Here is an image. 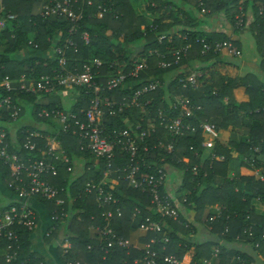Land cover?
<instances>
[{"label":"trees","instance_id":"trees-1","mask_svg":"<svg viewBox=\"0 0 264 264\" xmlns=\"http://www.w3.org/2000/svg\"><path fill=\"white\" fill-rule=\"evenodd\" d=\"M260 1L264 0H114L120 14L117 20L110 17L102 20L84 17L85 19L77 25L76 34L71 37L68 21H42L39 14L33 15L34 0H2L5 13L14 15L16 19L6 21L5 28L0 30V100L9 98L21 109L19 119L27 121L26 125L29 123L27 126H20L17 129L18 134L28 130L47 136L51 132L40 131L35 127V124L49 123L37 117L40 109L50 110L58 107L83 119L94 96L91 89H76L78 96L70 108H65L58 103L44 102L56 94H34L19 90L23 84H36L41 77L51 76L54 71L59 70L53 52L56 47H65L68 70L75 66L79 70L83 63L99 60L102 67L95 79L98 86H103L110 75L122 66L126 65L127 72L134 60L145 59L146 69L141 71L137 78L129 77L117 89L104 90L100 96L102 99L107 98L121 104L123 99L133 97L136 91L150 82H158V88L139 97L138 107L130 106L121 112L115 108L114 116H109L108 110L105 109L102 125L104 134L109 138H113V131H126L131 135L146 132L147 137L141 145L147 146L155 158L145 159V166L140 165L142 173L151 174L168 167L183 174L177 190V199L182 206L179 209V222L164 220L170 242L161 252L162 256H174L181 260L193 247L190 264H200L202 260L209 259L213 247H217L219 254L212 261L213 264H227L231 258V264H240L237 259H240L242 264H250L252 262L243 256L232 257L225 253L220 243H205L200 246L189 244L193 228L183 218L182 213L194 211L196 219L200 220L207 207L224 203L219 216L205 219L204 224L210 233L219 241H244L252 247L257 245L258 250H264V180L261 179V176L264 178V17L257 11ZM87 10L88 14L92 11L89 8ZM247 10L253 12L249 32L260 52V73L240 76L239 68L230 60L232 58L215 52L203 53L202 46L197 41L231 42L239 48V42L232 41L223 33L206 31L203 27L217 17L226 20L236 32H240L246 27ZM238 19L242 21L239 26ZM84 33L89 37L87 45L81 40ZM66 40H72L76 49L67 46ZM185 48L186 55L174 64L172 53ZM139 49L141 52L134 57ZM162 62L171 64L167 68H161L159 65ZM192 73L198 75L196 87L189 84L184 87L181 81ZM6 78L11 82L9 92L1 85ZM239 87L245 89L248 99L237 107L234 91ZM193 94L200 100L199 105L191 101ZM181 99H189L193 105L200 106L201 110L195 111L191 119L183 118L184 111L177 104ZM39 100L43 103L37 104ZM240 112L253 120L247 143H224L220 137L214 141L212 148L203 146L204 123L215 126L217 136H221V132L233 123ZM159 113L169 121L182 118L194 132H186L181 137L172 138L161 125ZM18 120L12 122L4 112H0V130L6 133L8 142H11L8 134L11 128L8 127ZM21 139L20 135L19 142L15 144V151L21 149ZM56 139L71 162L75 158H82L87 165L75 181L72 174L66 173L62 167L59 168V178L51 181L54 186L65 191L70 190L72 196L78 192L80 194L69 208L73 214L72 218L66 224H53L54 231L48 238L45 237L46 242H54L58 230L65 227L68 236L64 239L69 241L71 248L65 254L63 249L62 253L59 250L62 260L77 262L78 254L88 253L97 255L100 264H135V260L142 258L141 250L114 249L104 255L101 250L102 243L88 234L90 227L103 226L100 217L103 209L98 206L94 195L83 193L86 183L101 181V163L95 164L87 152L80 153L77 139L62 134L56 135ZM158 140L164 143L172 142L173 152L167 155L160 152L156 147ZM36 142L38 148L43 150L45 140L37 139ZM1 146L0 141V148ZM254 148L260 150L258 155L253 152ZM232 150L251 171V175L238 179L229 178L227 170ZM9 152L12 153L11 147ZM115 154L114 166L123 167L127 158L119 150H116ZM19 156L40 159L41 154L30 155L28 151L21 150ZM193 167L197 169L195 175L192 174ZM255 169L258 170L257 175L253 172ZM9 181V169L0 161V207L8 208L14 204L15 196L8 189ZM118 181L114 187H104L110 190L113 198L117 200L116 206L105 208L111 211L116 208L121 210L122 216L113 219L112 228L118 237L127 239L129 233L135 231L144 218L151 216L158 220L159 217L152 212L147 195L138 189L130 188L122 179ZM164 184L160 192L167 196ZM35 203L46 207L49 213L53 210L51 204L40 199ZM135 209L139 210V214L133 217ZM13 231L19 238L17 257L7 263L4 257L6 249L2 248L0 264H44L41 258L30 251L29 237L32 232L21 227H15ZM154 236L156 235L146 234L142 242L147 243L148 239ZM5 246L4 244L2 247Z\"/></svg>","mask_w":264,"mask_h":264},{"label":"built area","instance_id":"built-area-1","mask_svg":"<svg viewBox=\"0 0 264 264\" xmlns=\"http://www.w3.org/2000/svg\"><path fill=\"white\" fill-rule=\"evenodd\" d=\"M87 8L92 9L91 13L88 14ZM257 11L260 16L264 17V1H260L257 4ZM38 14L42 21H68L70 23L69 34L71 37L76 34L78 23L87 17H92L96 20L110 17L117 20L120 16L114 0H43L41 11ZM15 19L16 17L14 15L5 13L2 0H0V30L5 28L6 21H13ZM241 23V19H238L237 25L239 26ZM162 39L163 37L160 38V40ZM81 40L87 45L89 42L88 35L86 33L82 34ZM197 42L202 46L203 53L215 52L222 55L225 54L228 58L233 59L242 56L241 50L231 42L206 43L205 40H198ZM66 44L76 49V44L72 40H66ZM64 48L56 47L53 51L56 55L58 71H54L51 76L41 77L40 81L36 84L30 82L29 86H21L19 90L34 94L44 93L59 96H63L69 93V90H72L73 94L78 96L76 89L84 88L93 90L94 96L90 101L89 108L85 112L83 119L70 111H62L58 107L50 110L40 109L37 117L49 123L39 124V128L35 127L40 131L47 130L51 132L47 136H43L37 131L28 130L18 134V128L15 132H12L11 127L8 132L11 137V142H8L6 140V133L0 130V141L2 144L0 148V161L3 166L9 169L10 181L8 183V189L15 196L13 205L8 208L0 207V252L2 248L6 249V253L4 254L5 261L9 263L17 257L19 238L13 229L15 227H21L30 232L36 229L39 214L32 203L37 199L49 203L53 207V210L49 213L51 227L46 231L44 237L48 238L52 234L54 231L53 224H66L73 216L69 208L76 201L80 193H75V196H72L70 190L65 191L63 188L54 186L51 184V181L59 178L60 167L65 168L66 173L72 174L74 177L73 181L77 180L85 169L86 161L79 158L84 164L80 174L75 176L76 170L74 169L73 161H70L62 149L61 143L56 139V135L62 134L77 139L79 152H87L93 158L95 164L100 162L102 165L103 173L101 181L99 183H86L83 193L94 195L98 206L103 209L100 214L103 226L101 228H89L91 236L97 242L102 243L101 250L103 254L106 255L114 249L129 250L136 248L128 239L118 237L112 228L113 219L115 217L121 218V210L116 208L114 211H111L105 208L116 206L117 200L113 198L112 192L104 187L107 185L114 187L118 184V180L122 179L130 188L138 189L141 193L147 195L152 212L159 217L158 220H154L151 216L146 217L138 225L137 229L141 233H151L156 236L148 239L147 244L142 248V258L134 261L135 264H185L182 260H178L174 256H162L161 254L170 242L169 236L166 233L167 227L164 220L179 222L181 203H176L160 192V188L166 179V167L153 171L151 174L141 172L140 165L142 167L145 166V159L155 158L148 151L147 146L141 145L147 137L146 132L142 131L138 135H131L126 131H113V138H109L104 134L102 125L103 119L105 118V109L108 110L109 116H114L116 113L115 108H117L118 112H121L124 108L130 106L138 107L137 100L139 97L158 88V82H150L136 91L133 97L123 99L121 104L107 98L102 99L100 96V93L104 90L113 91L117 89L129 77L137 78L138 74L146 69V60H134L131 68L127 72H125L128 69L126 65L122 66L110 75L103 86H98L95 83V79L99 75L102 63L96 59L83 63L79 70L76 66L68 70ZM186 51L187 48L173 52V63L177 64L186 55ZM170 64L162 62L159 66L161 68H167ZM197 77L198 75L196 73H192L181 82L184 84V87L186 84H189L191 87H196ZM1 85L6 91H11V82L7 78ZM177 104L184 111L183 118L191 119L194 117L195 111L198 112L201 110L200 106L193 105L189 99H181L177 101ZM0 112H4L7 118L15 122L19 119L21 109L9 98H4L0 100ZM159 118L162 120L161 125L164 130L172 138L181 137L186 132H194V129L189 124L184 123L180 117L169 121L163 118L162 113H159ZM27 125L25 124V126ZM204 134H207L210 138H204L203 146L210 149L214 141L218 138L215 126L204 123L202 125V135ZM20 135L22 136V147L18 151H15V144L19 142ZM37 139L45 140L43 150L38 148ZM120 139L124 141H120ZM156 144L158 150L166 155L172 153L174 150V144L172 142L164 143L158 140ZM10 147L12 153L9 152ZM21 150L28 151L30 155L33 153L41 154V157L40 159L22 158L19 156ZM116 150H119L127 158V163L123 167L114 166ZM253 152L258 155L260 150L254 148ZM196 173L197 169L193 167L192 174L195 175ZM255 174H258L257 169H255ZM261 179L264 180L262 176ZM184 202L185 200L182 201V203ZM138 214L139 210L135 209L132 216L135 217ZM187 226L185 225V227ZM4 244L6 246L2 247ZM254 247L257 248L258 246L255 245ZM61 248L65 254L70 248L69 241L65 240ZM87 249L90 250V247ZM218 254L219 248H213L211 257L202 260L200 264H212V261L217 258ZM236 261L242 264L240 259ZM66 264L81 263L67 262Z\"/></svg>","mask_w":264,"mask_h":264},{"label":"crops","instance_id":"crops-1","mask_svg":"<svg viewBox=\"0 0 264 264\" xmlns=\"http://www.w3.org/2000/svg\"><path fill=\"white\" fill-rule=\"evenodd\" d=\"M43 0H34L32 14L38 15L41 11ZM222 16V15H221ZM223 17V16H222ZM246 27L245 29L241 30L240 32H236L235 29L228 24V22L221 18H213L208 25H205L203 28L206 31H214L218 33H223L227 35L232 41L239 42V48L242 52V56L237 59H230L232 63L239 68L240 76L244 75H256L260 73L259 65H260V52L257 49V46L254 41V37L249 32V26L253 22V12L250 10L246 11ZM20 58V57H19ZM227 59V58H226ZM22 83H19L21 85ZM22 86H29L23 84ZM70 93V92H69ZM196 93V92H195ZM193 99L191 100L195 104L199 105L200 100L198 99L197 95L193 94ZM76 95L69 94L68 97H62L56 95L54 97L48 98L45 103L52 102L58 103L63 107L70 108V106L75 101ZM234 98H235V106H239L242 103L247 102V95L245 93V89L243 87H239L237 90L234 91ZM42 100V99H41ZM39 100V103H43V101ZM226 103V100H224ZM27 122V121H26ZM253 125V120L240 112L233 123L225 130L222 131V135L218 136L221 141L224 143H234V144H244L248 142V138L250 135L251 127ZM39 128L38 125H35ZM12 126H10L11 128ZM12 132H15L16 130ZM203 137L205 139H209L210 137L207 134H204ZM232 158L228 162V176L232 179H238L244 176L251 175V171L241 163L239 156L232 150ZM74 169L78 168L75 171V176L79 175L84 162H82L79 158H75L73 160ZM87 165V163H85ZM183 179L182 172L168 168L166 169V179L164 184V191L167 196L179 204L177 199V190L181 185ZM35 207L36 211L39 214V221L37 224L36 229L31 233L29 240H30V251L32 254L38 256L43 260L44 264H66L67 260L61 259L62 253V243L66 239L65 236H68L66 232V228L62 227L56 233V237L52 240L54 242H46L44 234L47 230L51 227V222L49 220V212L46 207H42L37 205L35 202L32 203ZM225 204H218L215 206L207 207L204 211L203 216L200 220L196 219L195 212H183V218L192 225L193 234L189 239V244L192 246H200L205 243L210 244H218L224 248L225 253L228 255L233 256H243L244 258L250 260L253 264H264V250H258V248L252 247L249 244L244 243L243 241H233V242H225L219 241L218 238L211 234L209 229L204 224L206 218H214L219 216L220 211L223 209ZM180 205V209H181ZM131 218H133L131 216ZM91 235V233H88ZM146 234L141 233L138 229L129 233L127 239L136 246L133 250H141L147 244L145 241ZM65 238V239H64ZM71 248V244H70ZM215 248V247H213ZM60 250V251H59ZM130 250V249H129ZM193 254V247L183 256L181 259L185 264H190L191 256ZM77 262L81 264H100V260L97 255H92L88 253H81L78 254ZM136 261V260H135ZM233 259L231 258L227 264H231ZM213 264V262H212ZM216 264V263H215Z\"/></svg>","mask_w":264,"mask_h":264},{"label":"rangeland","instance_id":"rangeland-1","mask_svg":"<svg viewBox=\"0 0 264 264\" xmlns=\"http://www.w3.org/2000/svg\"><path fill=\"white\" fill-rule=\"evenodd\" d=\"M201 14L203 15V13L201 12ZM141 49L139 50H136L135 54L133 55L134 57L136 56L137 53L141 52L140 51ZM73 92H70V93H66L65 95H63L62 97H68L69 94H72ZM66 108V107H65ZM26 124V121L24 119H19L18 122H16L15 124L12 125V129L13 130H16L17 128H19L20 126L22 125H25ZM246 161V160H245ZM78 168L76 167L75 170H77ZM254 174H255V170L253 171Z\"/></svg>","mask_w":264,"mask_h":264}]
</instances>
